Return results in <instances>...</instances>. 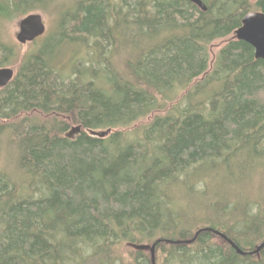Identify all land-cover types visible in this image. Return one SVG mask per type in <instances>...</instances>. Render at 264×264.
<instances>
[{"label": "trees", "instance_id": "16d2710c", "mask_svg": "<svg viewBox=\"0 0 264 264\" xmlns=\"http://www.w3.org/2000/svg\"><path fill=\"white\" fill-rule=\"evenodd\" d=\"M203 1L0 0V264H264V0Z\"/></svg>", "mask_w": 264, "mask_h": 264}, {"label": "water", "instance_id": "95a60500", "mask_svg": "<svg viewBox=\"0 0 264 264\" xmlns=\"http://www.w3.org/2000/svg\"><path fill=\"white\" fill-rule=\"evenodd\" d=\"M196 5H198L202 10H207V5L203 0H190ZM18 31L15 34L16 40L25 45L27 43L33 42L37 38L43 36L47 31V25L45 23V19L43 14L39 12H33L27 14L18 20ZM236 39L243 40L248 42L255 50V57L264 60V12L262 11H252L245 15L242 20V25L235 31ZM15 71L13 67H2L0 68V88L5 87L10 83V81L14 78ZM76 131L79 130L77 127ZM74 130V131H75ZM73 131V132H74ZM110 129L108 130H92L91 134L95 136L104 137L108 135ZM223 238L227 239L233 247L237 249V251L241 254H244L241 249L238 248L236 244H234L230 239L227 238L226 235L221 234ZM163 239L157 240L151 246V260L152 264H156L155 259V249L159 242ZM167 242H174L172 240H166ZM140 248H148V246H140ZM264 248V243H261L257 246V248L252 251V253H259Z\"/></svg>", "mask_w": 264, "mask_h": 264}, {"label": "rangeland", "instance_id": "374dc122", "mask_svg": "<svg viewBox=\"0 0 264 264\" xmlns=\"http://www.w3.org/2000/svg\"><path fill=\"white\" fill-rule=\"evenodd\" d=\"M251 2H255V0H251ZM44 19H45V23H46V25H47V31H46V33H45V35H51L53 32H52V29L55 27L54 25H55V21H54V19H53V17L52 16H50V15H45L44 16ZM18 21H17V19H14L13 21H11L10 23H7L8 24V26H7V35L12 39V41H15L16 43H18V44H20L17 40H16V38H15V34H16V32L18 31V23H17ZM228 40V38H225V39H221V40H217V41H215L211 46H210V54H211V58H212V60L214 59V55H215V53L217 52V50L222 46V44H224L226 41ZM34 43H27V44H25V45H21V56H23L24 54H26L28 51H31L36 45H33ZM69 49H71V47L70 46H66V45H63L62 47H61V55H60V57H64L65 59H67L68 60V64H67V67L65 68V72H68L69 71V68H70V60L72 59V56H71V54H70V51H69ZM81 57H84V55L82 54L81 55ZM13 67V69H14V71H15V73L17 72V69H18V64H16V65H14V66H12ZM146 120V119H145ZM237 190V189H236ZM216 241L218 242V243H221V244H224L223 243V240L221 239V238H217L216 239ZM133 248V247H132ZM132 248H130V247H124L123 249H122V251H124V252H129V251H132L133 249ZM150 249H151V247H150ZM150 249H147V248H145V250L144 251H147V253H148V251L150 250ZM127 259H128V257H127Z\"/></svg>", "mask_w": 264, "mask_h": 264}, {"label": "bare ground", "instance_id": "6f19581e", "mask_svg": "<svg viewBox=\"0 0 264 264\" xmlns=\"http://www.w3.org/2000/svg\"><path fill=\"white\" fill-rule=\"evenodd\" d=\"M133 39H134V38H133ZM7 138H8V137H7ZM3 142H4V141H3ZM5 148H6V146H5ZM2 150H3V147H2ZM3 151H4V150H3ZM0 153H1V151H0ZM147 156H148V155H147ZM5 161H6V160H5ZM17 171H19V170H17ZM20 171H21V170H20ZM17 173H19V172H17ZM10 175H11V174H10ZM13 176H14V175H13ZM5 177H6V176H5ZM7 177H8V176H7ZM15 177H16V176H15ZM15 177H14V178H15ZM20 177H21V176H20ZM20 177H19V178H20ZM12 181H13V180H12ZM7 182H8V181H7ZM20 182H21V180H20ZM22 182H23V181H22ZM22 184H23V183H22ZM20 185H21V183H20ZM18 189H19V188H18ZM178 192H179V191H178Z\"/></svg>", "mask_w": 264, "mask_h": 264}]
</instances>
